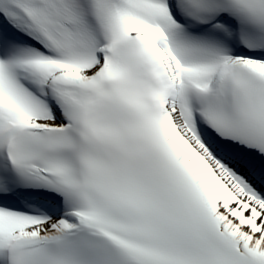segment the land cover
<instances>
[{
	"label": "snow or ice",
	"instance_id": "1",
	"mask_svg": "<svg viewBox=\"0 0 264 264\" xmlns=\"http://www.w3.org/2000/svg\"><path fill=\"white\" fill-rule=\"evenodd\" d=\"M0 264H264V0H0Z\"/></svg>",
	"mask_w": 264,
	"mask_h": 264
}]
</instances>
